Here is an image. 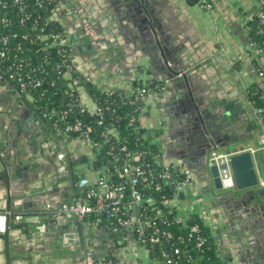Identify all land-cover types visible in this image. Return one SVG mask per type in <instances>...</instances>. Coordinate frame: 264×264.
<instances>
[{"label": "crops", "instance_id": "0c3cea01", "mask_svg": "<svg viewBox=\"0 0 264 264\" xmlns=\"http://www.w3.org/2000/svg\"><path fill=\"white\" fill-rule=\"evenodd\" d=\"M209 1L211 6L206 8L197 0H59L53 14L71 35L75 62L96 87H126L134 80L153 87L165 84L157 97L151 93L144 97L139 120L160 151L155 160L184 171L191 182L187 193L192 198L207 190L198 169L204 135L188 123L192 120L188 116L189 98L185 88L177 86L180 81L170 76L169 67L189 71L188 78L194 83L191 88L203 107H211L213 112L223 108V101L238 106L237 128L231 138L247 140V145L256 147L260 133H264V122L258 119L251 100L254 89L263 85L259 73L264 68V52L256 49L250 36L252 12L259 7L258 1ZM92 11L100 14L102 21L96 28L109 34L115 59L104 49L97 56L107 54V58L100 61L75 46L79 37L86 36L82 30L73 36L75 26L82 14ZM138 21L143 32L134 25ZM149 22L173 62L165 63L157 54ZM126 29L132 35L130 41L125 38ZM80 95L93 109L95 103L85 88ZM212 101L217 102L216 108ZM210 111L206 110L208 115ZM225 129L227 125L221 130ZM244 145L238 143L233 150ZM61 148L69 155L72 169L93 180L91 148L56 129L30 93L0 79V210L9 214V264H85L88 247L99 255L109 253L123 264H147L146 250L132 247L131 235L123 240L121 232L102 230L88 220L69 226L67 219L61 222L50 216L63 201L84 199V189L72 188L57 168L55 153ZM262 157L264 163V151ZM230 192L233 199L194 198L202 209L195 212L207 225L220 256L233 264H264V191L245 202ZM184 201L191 208L192 202L188 198ZM16 213L23 219L14 220ZM41 222L45 223L44 230L36 227ZM1 234L0 264H6Z\"/></svg>", "mask_w": 264, "mask_h": 264}, {"label": "built area", "instance_id": "2783aa9c", "mask_svg": "<svg viewBox=\"0 0 264 264\" xmlns=\"http://www.w3.org/2000/svg\"><path fill=\"white\" fill-rule=\"evenodd\" d=\"M47 1L52 0H0V79L13 83L23 92L30 93L29 88L39 86L42 83V78L36 76L35 68H30L27 65V58L21 55L23 42L14 41L18 32L10 30L12 17L4 8L13 7L16 13L15 19L19 23L26 22L35 14L33 24L36 25L38 19L44 18L39 9L45 7ZM53 1L56 2V5L59 3V0ZM197 1L203 7L209 8L211 6L209 0ZM257 1L261 7L258 14L257 31L264 33V0ZM30 4L31 8H28ZM53 14L54 9L48 19L54 17ZM81 28L84 35H96L93 25L89 21H85ZM43 29L44 26L39 27V32H43ZM27 36L28 33H22L20 37L25 38ZM44 37L49 40L44 43L45 46L55 45L57 49L60 48L65 51L61 62L56 63L55 68L59 69L62 65L64 66V73L69 78V85L75 92L72 94L71 101L68 102V107L59 110L54 107L48 110L44 109V114L56 129L81 140L91 148L92 171H95L93 180L90 179V175L87 176L85 173L77 180V185L84 187V199L70 200L57 206L51 212L53 216L63 215L66 218L86 216L87 220L98 227H105L112 232H121L123 240H127L131 235L132 247H143L146 250L147 264H176L178 261L176 258H179L181 254L185 255L182 264H196V259L190 256V251L193 248L203 250L207 236L201 232L198 224H187V219L192 213L202 210L191 195L189 199L192 202L191 208H188V205L183 202L187 198L189 188L188 176L182 169L176 170L163 163L155 164L156 153L152 154L154 158L152 161L146 159L147 149L145 147H149L152 143L156 144L147 130L139 133L140 148L131 149L125 141L113 139L109 131L115 133V128L107 129L103 115L104 106L100 104L98 96L88 95L95 103L93 109H90L81 98L80 90L85 87L84 83L92 81V79L87 73L80 70L73 58V41L70 33L65 29L51 30L45 33ZM263 47H256V49L263 52ZM259 74L262 75L261 70ZM113 88L102 87L101 89H104L105 94L109 95ZM116 88L120 89L119 102L140 104L147 94L151 93L157 97L165 88V84L161 83L153 87L137 83L136 85ZM74 108L79 112L87 110L92 112L93 121H84L76 115L69 119ZM139 108L129 115L128 125H133L135 121L139 120L142 105H139ZM255 111L258 119L264 122V114L260 113L261 110L255 107ZM119 118L120 116H117L113 121L118 122ZM95 123L103 126L99 132L101 135L99 138L94 136ZM106 145V151L112 158L111 166L102 165L99 169H94L93 161ZM259 145L264 147V133L259 138ZM157 151L160 152L158 149ZM228 155V153L212 150L207 159L210 164L219 163L227 161ZM56 157L60 161L58 169L64 170L66 165L63 161L64 152L58 151ZM92 171L90 170L91 174H93ZM219 176L224 186L229 187L234 184L228 164L219 170ZM165 186L170 187L171 196L163 199V201L158 200L153 194L144 193L145 190L160 189ZM181 193L183 194L182 197ZM143 204L151 205L149 207L155 210L154 215L146 216L143 214L140 211ZM167 212L174 213L178 222L188 226L186 237L179 235L174 239L172 236H168L167 231L159 225L158 219H163ZM8 217L7 212L0 210V232L5 230ZM12 218L22 220L23 216L16 213L12 215ZM37 227L42 230L44 226L38 224ZM147 230L151 233L149 240L160 245L157 255L151 254L147 245ZM163 238H166L167 242L170 243L169 248L160 244ZM84 258L85 264H123L116 257L115 259L111 257L97 258L92 247L85 250Z\"/></svg>", "mask_w": 264, "mask_h": 264}, {"label": "trees", "instance_id": "16d2710c", "mask_svg": "<svg viewBox=\"0 0 264 264\" xmlns=\"http://www.w3.org/2000/svg\"><path fill=\"white\" fill-rule=\"evenodd\" d=\"M32 4V3H31ZM31 4L28 8H31ZM56 5L55 1H47L46 6L39 9V12L44 15V18L38 19L36 25L33 24V18L35 14L24 23H19L16 17V13L13 7L4 8V10L9 13L12 17L10 30L18 32V36L14 38L15 40H20L23 42V50L21 55L27 58V65L32 68H35L36 76L42 78V83L39 86L29 88V92L33 97L34 102L40 106L43 110H48L51 107L59 109H64L68 107V102L71 101L72 94H75L74 89L69 85V78L64 73L65 68L62 65L59 69L55 68V64L61 62L63 55L65 54L64 50L60 48L57 49L55 45L45 46V42H48V38L44 37L45 33L51 30H64L62 23L56 17L48 19L49 15L52 14V10ZM260 6L252 12V17L250 24L252 28L250 31V36L252 41L255 43L256 47L264 46V33L257 31L258 25V14L260 11ZM44 26L43 32H39V27ZM22 33H28V36L25 38L20 37ZM49 46V47H48ZM55 46V47H54ZM264 52V47H263ZM262 71V81L263 85L258 86L254 89L252 93L251 100L254 103L255 107L259 108L260 113L264 114V68H260ZM137 82L134 80L132 85H136ZM140 84V83H138ZM84 88L88 94L92 96H98L99 102L104 106L103 115L105 117V124L107 129L115 128V133L109 131L112 134L113 139L117 141H125L127 146L131 149L140 148L139 144V133L146 130L142 125L140 120L135 121L133 125H128V117L131 113H134L139 108V105L143 103H134L126 104L119 102V88L114 87L109 95L105 94L104 89L96 87L92 81L85 82ZM77 93V92H76ZM108 106V107H106ZM76 115L81 117L84 121L92 122L93 113L89 110L85 112H79L74 108L70 114L69 119ZM120 116L118 122H114V118ZM103 126H99L95 123L94 136L99 138L101 135L99 132ZM106 146L101 150L100 154L93 161L94 169H99L102 165L111 166L112 158L106 151ZM147 149L146 156L149 161H152L154 158L152 154L156 153V156L159 155L157 148L154 143L145 147ZM156 158V157H155ZM155 161V160H154ZM155 164H161L159 160L154 162ZM115 181V179H113ZM145 194H153L158 200L163 201V199L169 198L171 196L170 187L165 186L160 189H148L144 191ZM151 205L143 204L140 208V211L143 212L146 216L154 215L155 210L149 207ZM159 225L164 228L168 236H172L176 239L177 236L183 235L186 237L188 226L183 225L175 219L174 213H166L163 219L159 220ZM198 224L201 229V232L207 236L206 244L203 247V250L193 248L190 251V256L196 259V264H233L229 258L222 257L218 254L217 243L214 241L213 236L209 233L207 225L199 217V215L194 212L187 219V224ZM150 232L146 231L147 245L149 246L151 254L157 255L159 244L153 243L149 240ZM167 248L170 247V243L167 242L166 238L162 239L160 243ZM97 258L101 257H115L111 254L99 255L95 252ZM178 261L176 264H182V261L185 259V255L181 254L179 258H176Z\"/></svg>", "mask_w": 264, "mask_h": 264}, {"label": "water", "instance_id": "95a60500", "mask_svg": "<svg viewBox=\"0 0 264 264\" xmlns=\"http://www.w3.org/2000/svg\"><path fill=\"white\" fill-rule=\"evenodd\" d=\"M89 21L95 30L96 34H101V37L92 38L90 36H81L78 38V41L75 42V46L79 50L86 49L89 53L94 54V59L99 58L100 61L106 60V56L111 55L113 59H115L116 56H114L113 49L110 45V42H108L109 37H107V32L105 31H98L96 28L97 22H101L100 14L97 12H91L86 15H81V19L77 26H75V32L72 33L73 36H77L81 34V25L85 22ZM106 22V21H105ZM149 27L154 35L155 38V44L157 46L156 52L160 55V57L164 60L166 63L167 61L173 62L171 57H169L167 53V48L164 46L161 42V40L157 37L156 29L151 24V22L148 23ZM134 25L139 29L140 32L142 31V24L140 21L137 23L134 22ZM127 30V29H126ZM126 33V32H125ZM109 35V34H108ZM127 40H131L132 35L127 30L126 36ZM121 44V43H120ZM106 50L107 54H105L104 57L97 56L100 51ZM98 53V54H97ZM118 54V53H117ZM118 59H120V56L118 54ZM172 71L171 77L177 78L180 82L177 83L178 87L185 88L186 90V96L189 98V109H188V116L192 119L189 120L188 123H193L196 127L200 128L201 134L204 135V142L202 143L204 145V150L199 151L200 160L198 161V169L199 173L201 174L202 180L206 184L207 190L204 192H200L194 195V198H202L204 200H211L214 198V196L218 197H224L228 196L229 198L233 199V196H231V192L233 191L236 193V195L240 196L241 202H245L246 199L253 198L255 196H260L261 192L264 191V163H263V157L262 153L264 151V147H261L260 145L253 147V145H247L245 141L237 140V137L235 139L231 138L233 137L234 131L237 128L236 127V121L238 120V106H235L234 104H225V101L222 102L224 104L222 109L216 110L212 112L211 107L205 108L202 106L200 101L195 97L193 90L191 86H193L194 83H192L191 79L188 78L189 71H175L172 70L171 67H169ZM105 87H113V86H105ZM183 95V94H182ZM200 99L204 100L203 97ZM213 106L216 108L217 102L212 101ZM206 110L210 111V115L207 114ZM220 124V125H219ZM228 126V129L221 130L224 126ZM194 128V127H192ZM263 134V132L260 133V136ZM259 136V137H260ZM238 143L245 144L244 147L240 150H233L237 146ZM62 152H64V158L63 161L65 162V169L59 170L62 172V174H65L64 177L67 178L69 185L74 189H84L83 186L77 185L75 182L83 176V172H76L74 169H72L70 165V157L66 153V151L61 148ZM222 149L224 153H228L227 161H221L219 163H213L210 164L208 162V154L212 150ZM57 153V152H56ZM55 153V154H56ZM58 160V159H57ZM60 161L58 160V166ZM228 164L232 178L234 181V184L232 186H224L221 181V177L219 176V170L226 167ZM58 168V167H57ZM185 169V168H184ZM188 172V171H187ZM5 178L8 177L7 174L4 175ZM260 180H262V185L260 183ZM191 185V182H189V186ZM191 188V187H190ZM215 192H217L215 194ZM183 194L181 193V197ZM193 198V199H194ZM76 199V198H75ZM74 200V199H73ZM70 200H65L63 203H67ZM60 204V205H61ZM9 208V207H8ZM50 216H53L52 213H50ZM55 218H60L61 222H63V219H67V221L72 225L79 224L83 221H86V216H83L81 218L78 217H71L66 218L63 215H56ZM26 218V217H25ZM23 219V218H22ZM8 220L7 218V224L4 232H2V236L4 237V243H5V256H6V264L10 263V255L8 251ZM44 219H39L38 221H43ZM89 221V220H88ZM44 222V221H43ZM41 222L40 224H43V229H45V223ZM88 223H91L90 221ZM132 224V223H131ZM83 225V224H82ZM97 226V225H95ZM37 227V225H36ZM88 227H90L88 225ZM38 230H41L37 227ZM80 227L78 228V230ZM105 228L103 227L102 230Z\"/></svg>", "mask_w": 264, "mask_h": 264}, {"label": "rangeland", "instance_id": "374dc122", "mask_svg": "<svg viewBox=\"0 0 264 264\" xmlns=\"http://www.w3.org/2000/svg\"><path fill=\"white\" fill-rule=\"evenodd\" d=\"M148 133L150 134V132H148ZM187 198L190 199V194L189 193H187ZM183 202H185V201H183Z\"/></svg>", "mask_w": 264, "mask_h": 264}]
</instances>
